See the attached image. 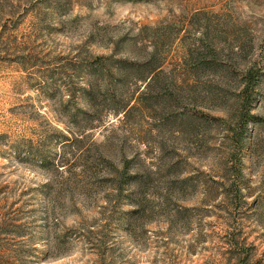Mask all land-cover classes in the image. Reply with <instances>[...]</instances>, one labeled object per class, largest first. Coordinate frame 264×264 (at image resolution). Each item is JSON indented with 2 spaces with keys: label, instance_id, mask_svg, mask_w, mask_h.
Returning <instances> with one entry per match:
<instances>
[{
  "label": "rangeland",
  "instance_id": "1",
  "mask_svg": "<svg viewBox=\"0 0 264 264\" xmlns=\"http://www.w3.org/2000/svg\"><path fill=\"white\" fill-rule=\"evenodd\" d=\"M0 264H264V0H0Z\"/></svg>",
  "mask_w": 264,
  "mask_h": 264
},
{
  "label": "trees",
  "instance_id": "2",
  "mask_svg": "<svg viewBox=\"0 0 264 264\" xmlns=\"http://www.w3.org/2000/svg\"><path fill=\"white\" fill-rule=\"evenodd\" d=\"M259 84H260L259 72L257 73L255 68L253 67L249 68V70L245 73L243 77V88L240 93L241 101L237 111V115L235 117V124L231 131L232 140L236 147V153L237 155H239V157L237 156V163L235 164V166L232 167V170L233 172H235V175H234V179L229 181L228 192L234 191L241 200L245 199L244 196L245 189L241 185L242 182L241 180L244 177V173H243L244 164L242 157L245 152V146L249 134V129L250 126H252L253 124H257L262 121L260 117H257L256 115L253 114L257 100L255 94ZM204 116L205 115L201 114L200 118ZM128 166L129 165L126 164V169L129 168ZM130 178L133 181V183H131L132 194L134 196L138 194L139 196H141V192H139V190L137 191L136 188L139 187V182L137 180L138 175L137 174L132 175ZM184 180L187 181L186 179ZM235 245L236 243L231 244V246H235Z\"/></svg>",
  "mask_w": 264,
  "mask_h": 264
}]
</instances>
